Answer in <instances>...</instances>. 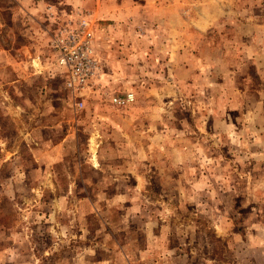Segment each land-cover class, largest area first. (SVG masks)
I'll return each mask as SVG.
<instances>
[{"label":"rangeland","instance_id":"rangeland-1","mask_svg":"<svg viewBox=\"0 0 264 264\" xmlns=\"http://www.w3.org/2000/svg\"><path fill=\"white\" fill-rule=\"evenodd\" d=\"M37 1L0 0V44L22 37L11 32L19 24L33 25L23 7ZM59 1L45 0L31 41L45 44L63 18L85 14L101 68L75 109L50 41L51 79L26 67L24 85L6 83L11 73L0 67V264L116 263L109 243L118 229L140 253L131 264H230L231 230L238 236L264 226V192L256 193L253 178L244 191L247 176L242 183L236 174L256 164L237 159L240 150L258 146L226 144L221 133L193 125L209 119L210 97L226 87L229 70L239 76L241 59L230 57L241 39L264 46V0H104L97 15ZM248 76L256 81L254 70ZM127 92L132 103L111 102ZM66 134L73 143L61 155ZM51 137L49 145L36 142ZM234 183L237 192L223 191Z\"/></svg>","mask_w":264,"mask_h":264},{"label":"crops","instance_id":"crops-1","mask_svg":"<svg viewBox=\"0 0 264 264\" xmlns=\"http://www.w3.org/2000/svg\"><path fill=\"white\" fill-rule=\"evenodd\" d=\"M102 1L104 0H60L59 2L61 4H59V7L71 8V5L77 6V4H81L82 6L91 7V9L94 10V12L92 13H96L97 15L99 9L101 8ZM44 2L45 0H38L37 2H35V4L32 2L28 3L32 4L33 7H23V9L25 10L23 11L26 12L25 14L27 16L32 15L34 19L32 20L33 25L28 27L29 25L26 23L19 24L16 29H11V32H13L12 34L14 39L17 38V34L15 33L18 31L20 32L22 37L20 39L18 37L17 41L12 40L10 43L4 45L0 44V67L2 69H8L11 73V80L7 81L6 83H20L24 85V79H26V67L28 68V72L30 74L38 73L43 74L44 77H48L50 79L52 78L53 72H49L52 70L48 63L49 58L45 59L44 56L46 52L48 53V42L50 41L51 36L50 38L44 40V43H47L40 44L31 41V38L34 37H31L30 33L31 31H37L35 23L38 21V17L40 18L43 16L44 8L46 9V5ZM163 2L164 0H162L161 2L162 6L164 5ZM42 6H44L43 9ZM50 6L51 10L56 7V5L52 4H50ZM1 32L2 31H0V33ZM28 32L30 34H28ZM241 42L244 43L242 49L237 47L238 49H240V53H236V51H234V53H231L230 57V59H232L233 61L237 60L238 58L241 59V64L238 66L239 76L235 75L237 74V71L235 72V70H229V72H231V79L229 80V82L227 81V79H224V82L227 84L226 87L222 88L219 92L218 89L212 90V92L216 91L218 92V94L212 93V96L210 97V101L213 103V108H210L209 110V119L199 121V119L196 118L194 120L193 127L198 126L199 129H206V131H209V133H221L220 137L221 139H223V141L226 142V144L229 142H233L234 144L240 146H243V144H245V149H247L246 144H248L249 146H258L256 153H252V148H249L248 151H243L242 149L240 150L239 155L236 156L237 159L239 158L240 160H246L248 161V163L251 162V164H253L252 161L255 159L256 164L252 170H249V167H246L244 170L240 168V172H237L236 174H240L242 183L243 176H247L245 183L241 184V189H244V191L248 190L247 185L250 181H252L253 178V181H256V193H262L260 196L262 197L264 192V170L258 171V168L255 167L258 163H260L259 160L261 162H264V46L260 47V43L258 42L255 48L252 47V45H255L254 39L252 41H250L249 39H241ZM234 48H236V46H234ZM224 57L228 61L227 55H224ZM250 70H254L256 72L257 76L253 78L256 81L249 79L248 72ZM31 78H34V76H31ZM217 83L219 87L222 86V83L220 81H217ZM36 90L38 91V89ZM188 90L194 91L191 90V85H189ZM217 95L219 98V102H217L216 100ZM82 99L84 101V95L82 96ZM72 121V125L70 123L71 126L75 125L74 120ZM91 122L95 125L93 120ZM109 122L111 124L112 121ZM42 127L44 128L45 126ZM46 127L49 129V131L53 128L51 123ZM252 133L256 134V139L250 142L249 135ZM213 135L215 136V133ZM70 137L71 136L66 134L62 137V139H58L61 155L65 153L64 150L65 146H67V142L73 143V140ZM203 137L204 136L202 135V132H197V134L193 138V142L197 141L195 142V144H198L200 146L203 142ZM51 138L46 141H44L43 139L42 141L37 139L36 142H46L49 145V143L54 141V139L52 138L53 140H51ZM147 143L148 141L146 139L145 144ZM212 144L219 145V148L218 150L212 148L213 151L208 154L214 155V158H217L221 153V142L216 137V140L213 141ZM201 152H203V150ZM226 152L228 151L226 150ZM163 154L166 155L165 153ZM34 156L35 158L38 157L37 155ZM112 159H115L114 155H112ZM224 159H233V154L225 155ZM99 161L100 165L98 169H96V171L98 172L99 170L102 171V162L104 161V159L100 157ZM182 164H184V159H182ZM167 165L168 162L165 163V166ZM183 166L185 167V165ZM235 170L236 169H234V171ZM256 171L257 173H255ZM226 174V171H224L223 175L225 176ZM178 186L179 182H177L176 186H173V188L178 189ZM223 186L225 188L223 191L231 190L237 192V190H239V185H237L236 183H234L229 189L226 188L225 184H223ZM167 190L168 188L166 186L162 189V191ZM106 219V224L108 225L114 226V222H118L108 217H106ZM256 221L259 222V219H257ZM261 224H264V221H262ZM118 231L119 233H117L116 237L115 234H113L114 237L112 243H109V247L112 249V252L118 257V261L114 263L113 261L107 262L106 260H103L106 261L103 264H131L129 263V261L140 255L138 249L133 245V242L131 238L128 237L127 233L121 229H118ZM229 253H231V262H228L230 264H264V226L257 224L255 231H252L250 234L240 232L238 236L235 230L232 229ZM209 263L211 264L210 260Z\"/></svg>","mask_w":264,"mask_h":264},{"label":"built area","instance_id":"built-area-1","mask_svg":"<svg viewBox=\"0 0 264 264\" xmlns=\"http://www.w3.org/2000/svg\"><path fill=\"white\" fill-rule=\"evenodd\" d=\"M50 47L55 64L64 75L63 85L68 91L75 109L83 107V92L99 73L100 60L96 53L93 22L85 14L75 18H63L51 34ZM134 95L127 92L114 94L111 102L119 107L134 101Z\"/></svg>","mask_w":264,"mask_h":264}]
</instances>
